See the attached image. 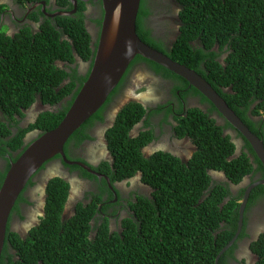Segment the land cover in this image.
Wrapping results in <instances>:
<instances>
[{"label": "trees", "instance_id": "obj_1", "mask_svg": "<svg viewBox=\"0 0 264 264\" xmlns=\"http://www.w3.org/2000/svg\"><path fill=\"white\" fill-rule=\"evenodd\" d=\"M147 1L140 0L136 18L140 39L194 69L215 89L216 85L227 89L218 92L264 142V0H178L182 5L181 27L169 50L155 44L150 31L143 27ZM89 39L82 19L67 15L57 16L54 22L46 19L34 34L29 25L13 37L0 31L1 157L15 151V160L25 147L20 149L28 131L36 128L42 134L61 121L89 72L88 69L85 76H80L75 68H67L76 56L92 63V47L96 43L92 46ZM196 39L199 47L192 44ZM214 45L219 51L211 49ZM225 51L228 53L221 63L216 57ZM138 60H146L164 71L165 76L185 83L182 77L140 55L132 62ZM127 70L103 106L71 134L64 146L65 153H70L68 145L75 135L87 137L84 131L93 120L103 119L101 111L123 84ZM195 92L200 94L197 89ZM36 99L54 107L43 111L34 123L21 126L24 111ZM143 111L133 101L119 109L113 125L106 130L112 166L108 167L106 160L102 164L108 169L99 167L111 181L142 171L145 181L152 186L150 196L141 195L131 204L134 211L121 220V232H110V219L99 221L93 216L96 204L78 202L75 213L62 219L68 181L52 177L46 182L44 215L29 236L22 238L7 224L0 264H214L219 251L237 230L246 186L236 184L247 174L252 183L264 177V167L248 142L247 151L234 156L235 143L207 116H197V111L181 122L185 134L198 147L187 164L178 166V160L171 157L160 161L156 155L146 159L128 136L131 125ZM254 117L258 119L253 120ZM8 168L9 164L5 171ZM211 170L222 172L223 181L212 178ZM4 174L0 173V184ZM83 174L92 177L85 170ZM99 188L100 194L112 197L105 179ZM258 205L264 210L261 184L251 189L241 231L221 254L218 264H226L225 258L234 256L238 242L248 236V215ZM7 241L12 248L7 247ZM250 248L257 256L256 264H264V231L250 243Z\"/></svg>", "mask_w": 264, "mask_h": 264}, {"label": "flooded vegetation", "instance_id": "obj_2", "mask_svg": "<svg viewBox=\"0 0 264 264\" xmlns=\"http://www.w3.org/2000/svg\"><path fill=\"white\" fill-rule=\"evenodd\" d=\"M0 6H3L0 10V31L4 32L5 35L13 37L26 25L30 26L32 34H34L41 29V25L46 19L54 22L57 16L67 15L73 18H81L89 35L90 44L94 46L96 43L97 45L104 15L103 0H66L64 2L61 0H0ZM146 6L148 14L142 18L144 29L150 31V36L155 44L159 46L165 45L168 50L171 49L179 36L182 5L178 0H148ZM60 12L68 14H60ZM153 14H156L155 18L163 22L164 29L158 30L152 26L153 22L149 20L153 17ZM166 19L171 20L170 24L166 22ZM192 44L200 46L197 39ZM92 48L95 52L96 46ZM211 49L219 51L217 45H214ZM227 53V51L220 53L216 59L224 63ZM131 62L127 67L128 70L124 76L123 84L118 87V91L111 96V99L101 111L103 119L93 120V124L84 131L88 135L87 137L82 134L75 135L69 142L68 149L70 153L66 151L65 156L68 160L79 163L66 164L60 155L52 157L41 168L43 169L42 171H46V178L42 180L38 175H35V177L30 179V183L26 185L23 194L19 195L22 196V199H19L18 196L7 222L10 230L16 232L22 238L29 236L30 230L39 223L45 212L46 182L52 177H60L68 181L67 198L62 210V219L72 216L71 213H75L78 202L84 205L96 204L93 216L96 219L98 218L99 221L102 218L110 219V232H121V220L127 213L134 211L131 204L134 205L138 201L139 196H150L153 191L152 186L145 181L142 171L137 170L131 177L111 181L107 173L99 169V167L108 169V167L112 166L113 159L108 150L106 130L113 125L119 109L128 102H136L144 110L140 118L131 125L128 136L134 139L136 148L142 157L146 159H151L153 155L158 156L160 161L166 157H171L178 160V166L187 164L190 161L198 147L188 136L189 134H185V128L184 126L181 127V122L184 121V118L187 119L192 111H197V116H207L208 120L214 122L215 126L217 125L222 129L224 135L230 137L235 143L234 156L240 155L242 151H247V139L232 124H229L209 99L202 94L196 93V89L190 86L186 80H184L185 83L183 81L177 82L174 77L165 76L164 71L157 70L148 64L146 60ZM91 64L90 59L85 60L76 56L75 62L69 63L70 69L67 68V71L75 68L80 76H85L88 69L90 70L89 66ZM218 90L220 92L227 91L221 85H216L215 91L219 96L222 95ZM34 105L36 110L30 114L33 111L30 109ZM55 106H60V104ZM51 107L53 108L54 106L44 104L38 99L34 100L29 105V108L24 111L25 116L22 118L20 125L25 127L29 123H34L43 111L51 109ZM30 115L31 118L28 119L27 117H30ZM257 119V117L253 118V120ZM40 135L39 129L35 128L28 131L23 137L20 149L24 146L25 149ZM16 154L17 152L13 151L6 158L0 156V173H6L8 170L5 171L7 165ZM160 154H164V156L160 157ZM106 160L109 161L107 168L102 164ZM88 164L93 165L94 168H91ZM83 170L89 172L92 177L85 176ZM209 173L217 181H223L222 177L224 174L222 172L211 170ZM250 176V174L245 175L236 185L238 187H249L252 183ZM260 178L262 177L258 179ZM104 179L108 188L113 192L112 197L108 193L100 194L101 190L99 187L100 185L103 187ZM34 182H40V185L34 186ZM72 187H74L73 190ZM32 189L38 190L39 193L38 202L33 205L35 214L30 217L23 213L22 209L26 210L30 206L26 204L30 198L26 196L31 194ZM110 204L112 206H109ZM85 208L87 207L85 206ZM258 212H263L264 214L263 207L260 205L252 208L248 215L249 221H247V225L249 231L251 229L250 240L249 237H244L242 239L244 248L238 249L237 246L233 253L234 256L231 255L225 258L226 264H256L257 256L251 250L250 243L264 231V220L257 223L254 219ZM133 214L135 213L133 212ZM22 220L28 221L26 224L24 223L23 228L19 229L16 226V222ZM7 247L12 248L9 241H7Z\"/></svg>", "mask_w": 264, "mask_h": 264}, {"label": "water", "instance_id": "obj_3", "mask_svg": "<svg viewBox=\"0 0 264 264\" xmlns=\"http://www.w3.org/2000/svg\"><path fill=\"white\" fill-rule=\"evenodd\" d=\"M139 5L140 0H103L104 15L99 39L86 79L58 125L42 133L15 160L10 161L9 168L0 184V256L11 209L26 183L47 160L57 154L67 164L79 163L66 158L63 151L65 142L85 120L103 105L136 55L154 61L181 76L189 85L209 99L226 120L248 140L264 167L262 140L248 129L210 83L194 69L170 59L166 54L140 39L136 33ZM60 14L68 13L60 12ZM259 184L264 185V177L251 183L245 189L239 206L235 235L219 251L214 264H218L221 254L232 245L241 231L249 193Z\"/></svg>", "mask_w": 264, "mask_h": 264}, {"label": "rangeland", "instance_id": "obj_4", "mask_svg": "<svg viewBox=\"0 0 264 264\" xmlns=\"http://www.w3.org/2000/svg\"><path fill=\"white\" fill-rule=\"evenodd\" d=\"M154 2V1H153ZM155 16H156V14H153V17L152 18H150V22H153L154 23V25H153V23H152V26L155 28H157L158 30H162V29H164L165 27H163L164 26V24H163V22L160 20V19H158V18H155ZM166 22H168L169 24H170V22H171V20L170 19H166ZM3 30H4V28H3ZM30 110H33L30 114H32L33 112H35V110H36V106L34 105V106H32V108L30 109ZM113 112V111H112ZM28 119L29 118H31V115H30V117L28 116L27 117ZM102 151V150H101ZM103 152V151H102ZM60 170H61V168H60ZM44 174H45V172H43V171H41L40 173H38L37 175H38V177H40V178H42L43 176H44ZM217 175H220V174H217ZM38 177H36V179H38ZM46 178V176L44 177V178H42V180H44ZM75 180V179H74ZM38 184V186L40 185V183H35V185H37ZM73 188L74 187H72V190H73ZM75 190V189H74ZM38 193H39V191L37 190V191H35L34 189H32V192H31V194H28L26 197L27 198H30V200H29V202L28 203H26V204H28V205H30L29 207H27V209L25 210L24 208L22 209V211H23V213H25L26 215H29L30 217H33L34 216V214H35V209L33 208V205H34V203L35 202H38ZM264 214H263V212H258V215H256V216H254V219H255V221H257V223L259 222V221H263L264 220ZM22 218V217H21ZM251 219V218H250ZM27 221L28 220H22V221H17L16 222V226H17V228H19V229H21V228H23L24 227V225L27 223ZM25 223V224H24ZM248 233H251V229H250V231L248 232Z\"/></svg>", "mask_w": 264, "mask_h": 264}, {"label": "clouds", "instance_id": "obj_5", "mask_svg": "<svg viewBox=\"0 0 264 264\" xmlns=\"http://www.w3.org/2000/svg\"><path fill=\"white\" fill-rule=\"evenodd\" d=\"M136 18H137V17H136ZM136 56H137V55H136ZM170 58H171V57H170ZM172 60H173V59H172ZM174 61H176V60H174ZM177 62H178V61H177ZM178 63H180V62H178ZM181 64H183V63H181ZM183 65H184V64H183ZM185 66H186V65H185ZM162 67H163V66H162ZM164 68H165V67H164ZM188 68H189V67H188ZM127 69H128V68H127ZM166 69H167V68H166ZM191 69H192V68H191ZM168 70H169V69H168ZM197 73H198V72H197ZM176 75H177V74H176ZM178 76H179V75H178ZM180 77H181V76H180ZM183 79H184V78H183ZM210 85H211V84H210ZM190 86H191V85H190ZM192 87H193V86H192ZM193 88H194V87H193ZM112 91H113V90H112ZM200 94H201V93H200ZM202 95H203V94H202ZM203 96H204V95H203ZM204 97H205V96H204ZM220 97L225 101V97H223V96H220ZM225 102H226V101H225ZM104 103H105V102H104ZM104 103H103V104H104ZM226 104H227V103H226ZM227 105H228V104H227ZM102 106H103V105H102ZM228 107H229V106H228ZM100 108H101V107H100ZM100 108H99V109H100ZM229 108H230V107H229ZM99 109H98V110H99ZM98 110H97V111H98ZM232 110H233V109H232ZM97 111H96V112H97ZM233 111H234V110H233ZM234 113H235V112H234ZM235 114H236V113H235ZM92 115H93V114H92ZM236 115H237V114H236ZM85 121H86V120H85ZM85 121H84V122H85ZM84 122H83V123H84ZM83 123H82V124H83ZM82 124H81V125H82ZM229 124H230V123H229ZM248 129H249V128H248ZM253 134H254V133H253ZM242 135H243V134H242ZM70 136H71V135H70ZM256 136H257V135H256ZM257 137H258V136H257ZM260 139H261V138H260ZM67 140H68V139H67ZM261 140H262V139H261ZM247 141H248V140H247ZM66 142H67V141H66ZM66 142H65V143H66ZM262 142H263V140H262ZM64 145H65V144H64ZM263 145H264V142H263ZM250 146H251V145H250ZM251 147H252V146H251ZM63 151H64V147H63ZM64 153H65V152H64ZM57 155H59V154H57ZM60 157H61V156H60ZM50 159H52V158H50ZM50 159H49V160H50ZM258 159H259V158H258ZM49 160H47L43 165L45 166V164H46ZM43 165L38 169L39 171L37 170V172H36L35 174H33L32 177H35V175H37L40 171L43 170V169H41V168H43ZM40 169H41V170H40ZM43 172H45V174H44V176H43L42 178H44V177L46 176V171H43ZM32 177H31V178H32ZM31 178H30V179H31ZM29 181H30V180H29ZM34 183H35V182H34ZM39 183H40V182H39ZM27 184H28V182L26 183V185H27ZM26 185H25V187H26ZM25 187L23 188L22 191H24ZM22 191L20 192V194L22 193ZM20 194H19V195H20ZM22 194H23V193H22ZM19 195H18V196H19ZM17 198H18V197H17ZM16 200H17V199H16ZM241 201H242V200H241ZM240 203H241V202H240ZM243 216H244V215H243ZM242 225H243V224H242ZM247 232H249V228H247ZM250 235H251V233H248V236H247V235H246V236H243L242 239H243L244 237H249V240H250ZM242 239L238 242V249L244 248L243 243H242ZM4 241H5V239H4ZM3 245H4V244H3ZM2 249H3V248H2ZM219 258H220V257H219Z\"/></svg>", "mask_w": 264, "mask_h": 264}]
</instances>
